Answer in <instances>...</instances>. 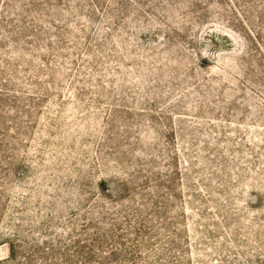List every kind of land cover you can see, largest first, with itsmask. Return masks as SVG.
Masks as SVG:
<instances>
[{"label":"rangeland","instance_id":"obj_1","mask_svg":"<svg viewBox=\"0 0 264 264\" xmlns=\"http://www.w3.org/2000/svg\"><path fill=\"white\" fill-rule=\"evenodd\" d=\"M0 264H264V0H0Z\"/></svg>","mask_w":264,"mask_h":264}]
</instances>
